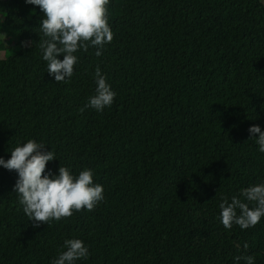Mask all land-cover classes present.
Segmentation results:
<instances>
[{"label": "trees", "instance_id": "obj_1", "mask_svg": "<svg viewBox=\"0 0 264 264\" xmlns=\"http://www.w3.org/2000/svg\"><path fill=\"white\" fill-rule=\"evenodd\" d=\"M107 8L112 42L99 57L75 53L72 77L56 83L39 48L43 12L0 0V157L35 139L56 156L45 173L89 168L104 188L93 211L34 228L13 191L18 174L0 166V264H52L73 238L89 250L76 264H237L240 255L264 264V217L225 229L219 208L264 182L258 134L248 132L264 131L262 0ZM97 66L116 97L81 113Z\"/></svg>", "mask_w": 264, "mask_h": 264}, {"label": "clouds", "instance_id": "obj_2", "mask_svg": "<svg viewBox=\"0 0 264 264\" xmlns=\"http://www.w3.org/2000/svg\"><path fill=\"white\" fill-rule=\"evenodd\" d=\"M25 3L38 6L43 12L39 26L43 38L39 48L47 62V72L54 76L56 83L72 77L78 63L75 53L95 48V55L99 57L105 45L113 40L107 8L109 0H25ZM0 36L4 37L3 34ZM22 44L31 46L32 42ZM61 55L62 60L57 58ZM94 82L95 94L78 110L81 113L89 107L102 112L114 102L116 93L99 66L94 72ZM248 132L249 139L258 134L255 141L258 150L264 153V131L258 125H252ZM45 146L43 142L28 139L11 150L8 160L0 157V166L18 174L13 191L18 194V202L34 228L71 217L74 211H93L104 200V188L93 182L92 169L85 168L74 176L69 167L59 166L58 174L50 170L45 173L47 163L56 160L55 153L45 151ZM219 208L220 222L225 229H231L233 225H238L241 230L255 227L264 217V182L242 189L230 202L227 197H222ZM63 248L66 250L61 251L52 264H76L89 257V250L80 239H66ZM247 248L245 243L244 249ZM233 260L237 264L241 260L244 264H254L255 258L240 255Z\"/></svg>", "mask_w": 264, "mask_h": 264}, {"label": "rangeland", "instance_id": "obj_3", "mask_svg": "<svg viewBox=\"0 0 264 264\" xmlns=\"http://www.w3.org/2000/svg\"><path fill=\"white\" fill-rule=\"evenodd\" d=\"M263 4H264V0H262Z\"/></svg>", "mask_w": 264, "mask_h": 264}]
</instances>
